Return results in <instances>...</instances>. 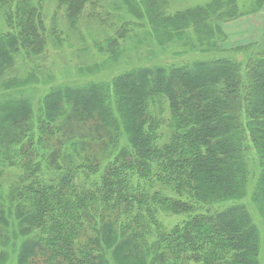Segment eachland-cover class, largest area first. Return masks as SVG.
<instances>
[{
  "label": "trees",
  "instance_id": "16d2710c",
  "mask_svg": "<svg viewBox=\"0 0 264 264\" xmlns=\"http://www.w3.org/2000/svg\"><path fill=\"white\" fill-rule=\"evenodd\" d=\"M85 1L58 0L71 27ZM144 2L157 36L210 53L57 85L36 111L0 99V264H264V43L219 47L235 0ZM41 8L0 0V77L46 48Z\"/></svg>",
  "mask_w": 264,
  "mask_h": 264
},
{
  "label": "rangeland",
  "instance_id": "374dc122",
  "mask_svg": "<svg viewBox=\"0 0 264 264\" xmlns=\"http://www.w3.org/2000/svg\"><path fill=\"white\" fill-rule=\"evenodd\" d=\"M208 1L210 0H159L165 14L203 6ZM31 2L42 5L48 42L41 54L33 57L16 56L12 69L0 78L7 82H22L14 84L12 88L0 83V99L8 95L13 98L30 97L34 111L41 105L40 98L46 91L57 85L110 81L118 73L136 66L180 64L194 58H205L210 53L182 44L186 36L170 40L157 36L153 30L155 27L147 16L148 5L144 0H86L74 27L68 24L64 8L57 5L58 0ZM129 3L134 4L141 14L129 12ZM235 3L238 16L214 22L217 29L222 31L219 37H215L219 47L230 50L244 45L251 46L252 49L259 43H264V6L255 7L256 0H235ZM223 4L222 9L226 10L229 6L225 4L223 7ZM91 14L93 15L90 16ZM98 15L104 19L103 22H98ZM6 30V24L0 15V32ZM53 33L60 41L54 40ZM107 37L117 38L118 43L112 50V46L107 44ZM187 39L197 41L193 33ZM214 50L217 52L218 49ZM237 56L241 58V54ZM95 150L101 155L99 147L96 146ZM9 170H13V173L8 169L4 173L7 183H11L12 175L18 169ZM24 238L18 234L17 246ZM262 253L261 250V255ZM42 263L43 258L38 256L32 264Z\"/></svg>",
  "mask_w": 264,
  "mask_h": 264
}]
</instances>
